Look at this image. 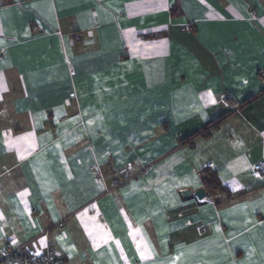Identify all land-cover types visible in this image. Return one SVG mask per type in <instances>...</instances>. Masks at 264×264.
<instances>
[{
    "label": "crops",
    "instance_id": "1",
    "mask_svg": "<svg viewBox=\"0 0 264 264\" xmlns=\"http://www.w3.org/2000/svg\"><path fill=\"white\" fill-rule=\"evenodd\" d=\"M262 161L264 0H0V247L264 264Z\"/></svg>",
    "mask_w": 264,
    "mask_h": 264
},
{
    "label": "built area",
    "instance_id": "2",
    "mask_svg": "<svg viewBox=\"0 0 264 264\" xmlns=\"http://www.w3.org/2000/svg\"><path fill=\"white\" fill-rule=\"evenodd\" d=\"M256 176L264 177V161L253 167ZM129 180L128 177L113 181V189L122 187ZM61 228V224L58 225ZM0 264H63L57 251L48 246L39 254H31L23 250L22 247L13 248L9 245L0 247Z\"/></svg>",
    "mask_w": 264,
    "mask_h": 264
},
{
    "label": "trees",
    "instance_id": "3",
    "mask_svg": "<svg viewBox=\"0 0 264 264\" xmlns=\"http://www.w3.org/2000/svg\"><path fill=\"white\" fill-rule=\"evenodd\" d=\"M213 124H211V125H213ZM202 183L207 189L212 190V191H217V190L222 189V185H221L219 179L217 178V176L215 174H212V173L207 174L204 172L202 174Z\"/></svg>",
    "mask_w": 264,
    "mask_h": 264
},
{
    "label": "water",
    "instance_id": "4",
    "mask_svg": "<svg viewBox=\"0 0 264 264\" xmlns=\"http://www.w3.org/2000/svg\"><path fill=\"white\" fill-rule=\"evenodd\" d=\"M182 195L183 196H189L190 192L189 191H183ZM193 195H194V197H196V199L201 200L205 196V191H204V189H199L196 192H194Z\"/></svg>",
    "mask_w": 264,
    "mask_h": 264
}]
</instances>
